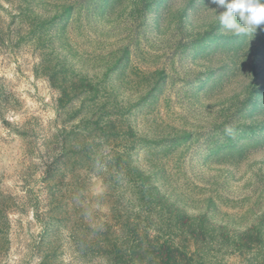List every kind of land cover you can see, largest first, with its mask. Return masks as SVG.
I'll return each mask as SVG.
<instances>
[{"label": "rangeland", "instance_id": "374dc122", "mask_svg": "<svg viewBox=\"0 0 264 264\" xmlns=\"http://www.w3.org/2000/svg\"><path fill=\"white\" fill-rule=\"evenodd\" d=\"M212 9L0 0V264H115V243L163 232L140 190L264 238V30ZM210 247L209 264L259 258Z\"/></svg>", "mask_w": 264, "mask_h": 264}, {"label": "trees", "instance_id": "16d2710c", "mask_svg": "<svg viewBox=\"0 0 264 264\" xmlns=\"http://www.w3.org/2000/svg\"><path fill=\"white\" fill-rule=\"evenodd\" d=\"M153 191H139L140 199H144L146 203L140 206L141 211L138 213L151 214L153 209H157L162 214L160 220H165L161 225L163 232L158 231L159 228L154 230L156 235L136 232L133 238L115 243L106 253L110 263L209 264L210 257L206 253L211 252L210 246L214 245L219 248L226 247L240 255L251 254L253 260L256 255L259 257L256 263L264 264V238L256 239L249 235L230 238L225 230L216 229L204 217L191 219L181 211H168L165 209V200L157 198L159 194L155 189ZM116 211L118 215L122 213L121 209L116 208ZM125 213L127 214L126 211Z\"/></svg>", "mask_w": 264, "mask_h": 264}, {"label": "clouds", "instance_id": "9594fccd", "mask_svg": "<svg viewBox=\"0 0 264 264\" xmlns=\"http://www.w3.org/2000/svg\"><path fill=\"white\" fill-rule=\"evenodd\" d=\"M210 4L223 9L217 14L222 27L235 35L264 30V0H209ZM217 9H212L217 13ZM226 134L234 135L231 128L225 129Z\"/></svg>", "mask_w": 264, "mask_h": 264}]
</instances>
